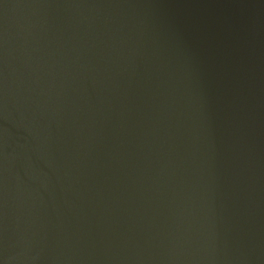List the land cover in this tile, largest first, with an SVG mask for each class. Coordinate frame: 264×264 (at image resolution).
<instances>
[{
  "label": "water",
  "instance_id": "95a60500",
  "mask_svg": "<svg viewBox=\"0 0 264 264\" xmlns=\"http://www.w3.org/2000/svg\"><path fill=\"white\" fill-rule=\"evenodd\" d=\"M0 264H264V0H0Z\"/></svg>",
  "mask_w": 264,
  "mask_h": 264
}]
</instances>
